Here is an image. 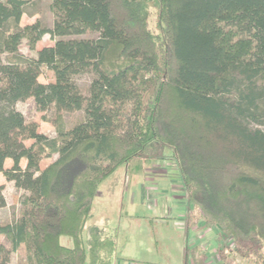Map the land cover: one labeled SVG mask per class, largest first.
Returning <instances> with one entry per match:
<instances>
[{"label": "trees", "instance_id": "1", "mask_svg": "<svg viewBox=\"0 0 264 264\" xmlns=\"http://www.w3.org/2000/svg\"><path fill=\"white\" fill-rule=\"evenodd\" d=\"M159 2L162 34L144 0H51L52 27L22 26L27 1L0 0V172L28 191L19 214L0 221V264H113L117 228L90 223L100 185L130 160L166 151L194 204L188 227L192 218L220 225L243 259L264 251V0ZM87 31L99 36L68 38ZM47 34L54 44L21 52ZM44 67L55 81L39 80ZM87 71L85 94L76 76ZM25 95L41 111L84 118L55 122L48 136L17 108ZM23 247L27 260L13 263ZM234 254L221 258L244 264ZM190 255L186 247L184 264Z\"/></svg>", "mask_w": 264, "mask_h": 264}, {"label": "rangeland", "instance_id": "2", "mask_svg": "<svg viewBox=\"0 0 264 264\" xmlns=\"http://www.w3.org/2000/svg\"><path fill=\"white\" fill-rule=\"evenodd\" d=\"M26 1V14L22 17V26L36 20H40L43 25L53 26L55 17L50 8L51 0ZM159 3V0H144L145 7L150 11V26L154 34H162L158 19ZM98 36L97 32L87 31L84 34L68 36V38H97ZM54 42L55 40L47 34L37 43L35 49H30L24 42L21 52L27 56H35L39 48L52 45ZM3 60L7 61L6 54L3 55ZM93 78L92 71L76 76V82L85 94L88 93ZM39 80L44 83L55 81L54 71L44 67ZM17 108L23 112L27 122L38 123L39 130L51 137L56 135L55 122L70 127L82 120L85 115L84 110L57 111L54 106L47 111H41L32 95H25L17 103ZM31 142L32 140L26 141L27 144ZM49 162L50 160H43L41 166L44 167ZM26 163V159H22L23 167ZM12 164V159L5 162L6 167ZM159 178L161 180H158ZM0 185L4 186L3 194L7 201L6 206L0 207V221L8 222L19 214L22 207L21 200L28 191L17 182L7 180L1 172ZM99 191L102 192L99 201L103 200V206L97 215L100 218L98 222L114 224L117 227L120 232L121 247H126L133 242L131 255L145 256L148 250L155 248L157 253L152 255L151 260L157 264H184L182 243L184 230L189 239L186 247L191 251L190 264H194L192 250L196 251V255L201 258L203 264H225L221 255L234 254L231 252L235 249L234 240L223 233L220 225L192 218V226L189 228L185 217L181 228L178 225L174 226L175 222L167 218L170 216L178 220L179 210L184 209L185 203L186 207L194 209V204L188 200L177 161L173 159L170 151H166L164 156L158 158L142 157L130 160L103 181ZM178 198L179 203H177ZM151 206L154 209L149 208ZM132 211L139 216L131 217ZM197 213L198 210H195V214ZM156 215L165 216L164 220L159 221ZM0 243H8L5 236L0 235ZM234 256L237 262L244 264H264V251L255 253L250 259H243L236 254ZM26 260L27 253L24 247L11 254L13 263Z\"/></svg>", "mask_w": 264, "mask_h": 264}, {"label": "crops", "instance_id": "3", "mask_svg": "<svg viewBox=\"0 0 264 264\" xmlns=\"http://www.w3.org/2000/svg\"><path fill=\"white\" fill-rule=\"evenodd\" d=\"M25 14H26V12H25ZM24 15H23V17H24ZM32 15H35V14H32ZM166 176H167V174H166ZM164 177L165 176H163V178ZM158 180H161V178H159ZM101 195H102V192L99 191V194L97 195V197L95 199L93 217L90 220V223L98 222L100 220V218L97 215H98V212L100 211L101 207L103 206V202H102L103 200L99 201V199L101 198ZM150 199H152L151 196H150ZM179 201H180V199L178 198L177 203H179ZM184 203H185V200H184ZM185 204H184V209L179 210L180 214H179L178 220L175 217H170V216L167 217V218L171 219V221L175 222V224L173 223L174 226L178 225L180 227L181 223L185 221L186 211H187V207H186ZM149 208L154 209L153 206H151ZM132 213H133L132 215L129 214L131 217L135 216V215L139 216L134 211H132ZM164 217L165 216H157L156 215V219H159V221H161V222H162V220H164ZM171 221H170V223H172ZM100 223H103V222H100ZM104 224L110 229L117 228V227L114 226V224H108V223H104ZM182 227L183 226H181V228ZM119 240H120V232H118V243H117V249H116V252H115V258H114L113 264H157V262L151 260L152 259L151 258L152 255H154V253H157L155 251V248L148 250L145 256H134V255L130 254L133 251V246H134L133 242H131L130 245H128L126 247H121ZM188 241H189V239H188V237L186 235V230H184L183 240H182L183 251H184L183 254L185 253V248H186V245H187ZM62 242H63V244L69 245V246H71L73 244V240L71 238H69V237H62ZM148 242L150 243V240ZM148 249H149V247H148Z\"/></svg>", "mask_w": 264, "mask_h": 264}]
</instances>
